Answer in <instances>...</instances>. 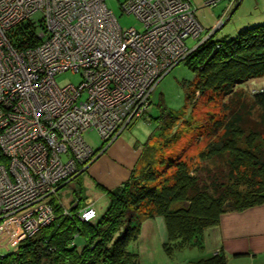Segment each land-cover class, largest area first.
Segmentation results:
<instances>
[{
	"label": "built area",
	"instance_id": "2783aa9c",
	"mask_svg": "<svg viewBox=\"0 0 264 264\" xmlns=\"http://www.w3.org/2000/svg\"><path fill=\"white\" fill-rule=\"evenodd\" d=\"M228 1L230 10L240 0ZM121 10L142 31L122 29L106 0H0V229L17 244L55 219L52 200L68 214L58 192L98 155L84 133L110 145L214 35L190 0H126ZM66 72L80 83L60 87ZM91 206L76 212L81 222L96 218Z\"/></svg>",
	"mask_w": 264,
	"mask_h": 264
},
{
	"label": "trees",
	"instance_id": "16d2710c",
	"mask_svg": "<svg viewBox=\"0 0 264 264\" xmlns=\"http://www.w3.org/2000/svg\"><path fill=\"white\" fill-rule=\"evenodd\" d=\"M214 36L184 61L195 74L194 90L229 96L237 84L264 77V24L231 39L213 40ZM227 104V116L215 125V143L198 155L201 163L220 161L223 168L213 167L215 173L204 168L207 176L202 178L197 174L200 165L190 168L185 160L161 157L160 164L175 168L170 175L132 176L106 192L105 211L89 222L78 219V207L65 215L54 199L55 219L20 241L14 251L0 254V264H138L130 244L137 240L141 222L154 217L164 220L167 256L184 247L202 249L203 232L217 226L223 214L264 205V91L252 95L260 121L251 120L250 108L241 99ZM77 239L82 245H76ZM197 263L226 264V259L217 252Z\"/></svg>",
	"mask_w": 264,
	"mask_h": 264
},
{
	"label": "rangeland",
	"instance_id": "374dc122",
	"mask_svg": "<svg viewBox=\"0 0 264 264\" xmlns=\"http://www.w3.org/2000/svg\"><path fill=\"white\" fill-rule=\"evenodd\" d=\"M125 1L106 0V6L116 16L122 29L134 27L136 30L142 31L141 24L134 15L122 13L121 5ZM190 1L192 8L196 11L197 21L204 29L208 30L211 27L214 28L220 10L228 0H223L215 6L206 5L207 0H203L202 3L199 0ZM263 7L264 0H242L237 11L224 23L213 40L234 38L237 28H242L240 31H243L262 25L264 21L259 17H262L260 15L263 13ZM196 43V40L189 39L186 41L188 48H193ZM194 78L195 74L186 67L184 61L177 65L160 81L155 89L151 97L152 104L149 107L148 115L132 121L123 129L121 139L136 144L139 150H145V155L135 177L143 179L145 174L152 173L160 179L164 175H170L175 168L160 164L161 157L175 162L185 160L190 168L200 165L201 168L197 174L202 178L207 176V171L204 168L215 173L213 167L221 168L222 163L220 161L201 163L198 155L215 143L217 139L215 125L227 116V103L230 99H241L246 103L247 108H250L251 120L256 122L262 120L261 111L252 105V95L255 92L264 91V77L237 84L233 89L235 92L229 96L221 95L220 92L200 94L199 90L193 88ZM80 81V75L70 72L58 75L56 78V83L60 87L69 84L77 86ZM188 95L189 97L186 98ZM221 133L220 131L218 135ZM83 138L93 150L103 147V141L96 131L84 133ZM82 179V189H80L79 181H73L58 192L59 200L67 211L71 210L72 207L82 209L87 203H91L99 216L102 215L108 205V197L103 196L102 192L95 186H90L92 180L87 174L82 175ZM156 183L155 181L148 184L153 186ZM80 197L82 199L78 200ZM87 197L90 198V201L84 203L83 199ZM71 213L74 214L75 212ZM76 245H82V240L77 239ZM16 247L17 239L13 235L10 237L4 230L0 229V254H8L14 251Z\"/></svg>",
	"mask_w": 264,
	"mask_h": 264
},
{
	"label": "crops",
	"instance_id": "0c3cea01",
	"mask_svg": "<svg viewBox=\"0 0 264 264\" xmlns=\"http://www.w3.org/2000/svg\"><path fill=\"white\" fill-rule=\"evenodd\" d=\"M209 1L212 0H207V2ZM213 1L216 2L213 6L223 2V0ZM199 2L202 3L203 0H199ZM241 2L242 0L230 10H228L229 1L225 2V6L220 10L216 19V25L221 19L224 21V25L237 11ZM262 10L263 13L260 15L262 17L259 18L264 21V7ZM247 21L250 20L247 19ZM240 29L242 28L235 30L236 36ZM122 133L123 131L110 145H103L104 147L95 150L98 153L97 157L74 180L75 182L79 181L80 189H82V175L87 174L92 180L90 186H95L102 192L103 196L108 197L107 191L121 186L136 174L145 155V150H139L136 144L134 145L127 140L125 142L120 138ZM88 201H90L89 197L84 198L83 202ZM92 208L95 210L94 207ZM96 214L99 216L97 211ZM166 237L163 218L154 217L143 220L140 224V234L137 240L130 244V250L138 254V264H198L199 259L217 252L225 256L226 264H264V205L240 212L223 214L217 226L203 232L202 249L184 247L173 256L168 257L163 251Z\"/></svg>",
	"mask_w": 264,
	"mask_h": 264
},
{
	"label": "water",
	"instance_id": "95a60500",
	"mask_svg": "<svg viewBox=\"0 0 264 264\" xmlns=\"http://www.w3.org/2000/svg\"><path fill=\"white\" fill-rule=\"evenodd\" d=\"M223 20L221 19L220 21H219V23L214 27V28H210V29H208L207 31L209 32V33H213L214 35L220 30V28L222 27V25H223ZM212 35V34H211ZM210 35V37H208V39L209 38H211L212 36H214V35H212L211 36ZM207 39V40H208ZM198 48V47H197Z\"/></svg>",
	"mask_w": 264,
	"mask_h": 264
},
{
	"label": "flooded vegetation",
	"instance_id": "af4514ba",
	"mask_svg": "<svg viewBox=\"0 0 264 264\" xmlns=\"http://www.w3.org/2000/svg\"><path fill=\"white\" fill-rule=\"evenodd\" d=\"M73 208V207H72Z\"/></svg>",
	"mask_w": 264,
	"mask_h": 264
}]
</instances>
